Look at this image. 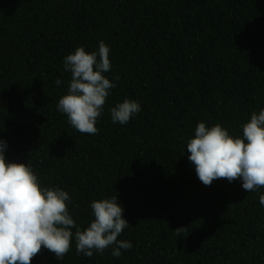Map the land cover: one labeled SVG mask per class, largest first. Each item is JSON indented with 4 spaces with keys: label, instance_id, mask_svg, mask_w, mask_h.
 Returning a JSON list of instances; mask_svg holds the SVG:
<instances>
[{
    "label": "trees",
    "instance_id": "1",
    "mask_svg": "<svg viewBox=\"0 0 264 264\" xmlns=\"http://www.w3.org/2000/svg\"><path fill=\"white\" fill-rule=\"evenodd\" d=\"M100 41L116 86L98 133L81 134L56 107L71 79L63 60ZM124 99L141 111L121 125L110 109ZM261 109L264 0H0L6 158L67 191L81 230L92 201L118 196L129 223L118 239L132 244L119 258L111 248L89 258L73 238L63 259L44 249L31 264H264V187L205 186L186 149L199 122L242 136Z\"/></svg>",
    "mask_w": 264,
    "mask_h": 264
},
{
    "label": "clouds",
    "instance_id": "2",
    "mask_svg": "<svg viewBox=\"0 0 264 264\" xmlns=\"http://www.w3.org/2000/svg\"><path fill=\"white\" fill-rule=\"evenodd\" d=\"M109 53V46L100 41L96 51L78 46L64 57V71L71 79L56 107L81 134L98 133L97 120L116 86L105 75L111 70ZM61 83L55 81L57 86ZM140 111L139 101L124 99L110 109L111 120L126 125ZM6 149V141L0 138V264H31L44 249L61 260L71 250L73 238L76 252L89 258L94 252L103 255L109 248L111 255L119 258L121 249L132 248L130 241L118 239L129 226L118 196L92 201L94 219L81 230L69 213V193L41 186L32 166L9 161ZM186 149L203 185L210 186L218 179L229 183L240 180L245 191H257L264 187V109L253 111L242 124V136L230 135L219 123L209 127L199 122ZM259 202L264 206V194ZM185 229L174 231L179 235Z\"/></svg>",
    "mask_w": 264,
    "mask_h": 264
}]
</instances>
